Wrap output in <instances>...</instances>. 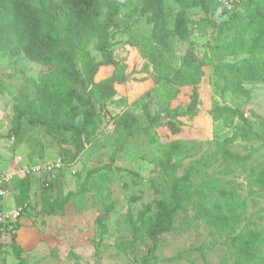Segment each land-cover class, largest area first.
<instances>
[{
    "label": "trees",
    "instance_id": "1",
    "mask_svg": "<svg viewBox=\"0 0 264 264\" xmlns=\"http://www.w3.org/2000/svg\"><path fill=\"white\" fill-rule=\"evenodd\" d=\"M136 1L140 5L138 14L151 29L125 43L128 56L122 60L114 56L113 26L126 0H0V52L12 59L24 56L46 68L33 82L35 96L21 92L14 97L8 134L13 142H21L38 127L48 135H69L71 150H64V155L72 163L83 152L84 142L98 132L106 106H126L134 86L137 95L143 86L149 89L137 98L143 103L142 120L127 111L117 118L116 128L125 141L141 132L155 141V129L160 127L171 135L179 134L184 126L181 119L192 121L198 114V91L205 67L212 69V77L223 93L237 98L251 96L248 86L264 84V0H233L228 6L223 5V0ZM170 2L174 5L168 6ZM196 9L204 14L203 22L216 31L214 45L200 59L189 48L176 64L173 41L190 42L188 12ZM214 16L218 19H211ZM91 43L101 60L96 61L87 49ZM239 57L242 58L235 60ZM103 68L108 70V76L96 81ZM116 85L125 86V97L118 96ZM184 87L191 88L188 103L172 107ZM6 91L0 78V95ZM208 114L213 124L221 122L226 128H234L232 135L208 142L211 154L190 161L186 167L180 162L198 146L197 141L173 140L162 146L158 165L167 189L152 186L154 200L136 214L126 215L132 239L116 244L120 252L132 253L136 243H151L154 249L161 236L202 223L226 248L221 264H263L264 225L252 222L241 228L246 206L239 191L241 185L226 180L238 168L245 174L249 193L264 192V143L257 149L251 145L255 135L252 119L261 117L254 113L246 117L240 109L221 106L214 99ZM238 141L245 144L247 154L233 151ZM256 151L263 152V160L248 168L247 162ZM216 163L223 168L216 170ZM109 172V166L92 169L79 191L55 199L49 192L50 182L46 186L47 182L42 181L44 187L35 196L34 208L47 216H65L70 205L81 210L90 185L99 194L101 212L110 213L114 204L109 188L102 187ZM33 179L26 175L14 183L18 190L15 202L18 207L26 204L24 210L28 208ZM95 225L99 237L108 233L100 217L95 219ZM17 229L14 224L8 230L3 247L8 244L17 264H26L17 244ZM182 256L178 254L175 259Z\"/></svg>",
    "mask_w": 264,
    "mask_h": 264
},
{
    "label": "rangeland",
    "instance_id": "2",
    "mask_svg": "<svg viewBox=\"0 0 264 264\" xmlns=\"http://www.w3.org/2000/svg\"><path fill=\"white\" fill-rule=\"evenodd\" d=\"M172 4L170 2L168 6ZM139 6L136 0H126L125 6L122 7L115 21L112 43L114 56L117 59L127 58L128 52L124 47L126 42L147 34L151 29L145 18L138 14ZM240 6L242 7L243 3ZM169 19L173 20L171 14ZM211 19L218 18L214 16ZM203 20L204 14L200 10L188 12L190 42L183 43L174 39L176 64L189 48L194 50L198 59L210 52L211 46L214 45L216 31ZM87 49L92 52L96 61L101 60L100 55L94 51V43L88 45ZM261 57H264V52ZM203 70L204 77L198 91L201 108L204 109L205 105L211 106L214 99L221 106L227 105L240 109L246 117H252L253 113L260 116L261 119L253 118L251 123L255 132L251 145L257 149L264 143V84L258 82L256 85L248 86L252 92L251 96L237 98L229 92H222L216 79L212 77L210 67H205ZM44 71L46 68L29 61L24 56L12 59L7 53L0 52V78L7 87L6 93L0 95V175L9 168L19 172L25 167L40 165L59 158L63 163L62 169L47 177L51 184L49 192L55 199L64 197L69 192L79 191L85 183L88 172L92 169L109 166L111 172L108 174L107 183H103L102 187L109 188V197L114 208L110 213L101 212L99 194L96 190H92L90 185H88L90 191L82 204V209L79 210L78 206L70 205L67 207L68 214L65 216L41 214L39 218L35 209L28 207L32 211L33 220L30 227L33 229L35 242L29 248L23 249L22 257L26 264H221L226 248L220 244L214 231L202 223H192L185 230H175L161 236L154 249L151 243L142 246L136 243L132 253L124 254L116 248V244L132 239L126 215L129 212L136 214L143 205L154 200L152 186H157L162 191L167 189L158 165L163 145L176 138L197 141L198 146L180 162L186 167L190 161L202 155L209 156L211 147L208 142L216 137L221 140L230 137L234 128H226L221 122L213 124L211 120L204 122L196 118L185 123L178 136H172L165 127H160L155 129V141L142 132L125 141L116 128L117 118L127 111L142 120L143 103L137 98L149 89L143 86L137 95V86H134L126 106L117 107L112 103L106 106L98 132L84 142V150L78 159L68 163L64 150H71L67 143L69 135L65 137L48 135L43 127H38L28 132L19 143L13 142L8 136L12 129L14 97L21 92H28L32 97L35 96L33 82ZM108 74V70L103 68L95 80L99 81ZM189 90V88H183L177 98L172 101V107L184 106ZM244 145L238 141L232 149L239 155H245L248 151L244 150ZM262 160L263 152L256 151L247 162V167H255ZM222 168L223 166L220 167L218 163L215 164L216 170ZM181 171V169L178 170L177 174L179 175ZM103 172L107 170L103 169ZM226 180L235 185H241L239 191L246 205L241 228L252 222L264 225V192L255 190V193H249L245 174L238 168H235L234 174L227 176ZM33 185L35 192H39L44 187L39 179L33 182ZM133 197H139L140 200L134 201ZM97 217H100L107 226L108 233L103 237L97 235L95 225ZM25 233L24 228L19 238L22 239ZM6 247H4L3 264H17L18 261L11 247L8 244ZM178 254H183L181 259H175Z\"/></svg>",
    "mask_w": 264,
    "mask_h": 264
},
{
    "label": "crops",
    "instance_id": "3",
    "mask_svg": "<svg viewBox=\"0 0 264 264\" xmlns=\"http://www.w3.org/2000/svg\"><path fill=\"white\" fill-rule=\"evenodd\" d=\"M184 88L190 89L188 92V97H189V95L191 93V88L190 87H184ZM115 89H116L119 97H125L126 96V89H125L124 85H116ZM182 89L183 88H181V92H182ZM188 101H189V99L187 98V101L185 102V104H187ZM201 107L202 106H199L198 114L194 119L200 118V120H202L204 122H209L211 120V117L209 116L208 111L210 110L211 106L205 105V107L203 106L204 109H202ZM181 121L184 124L189 122L187 119H181ZM181 131H182V129H181ZM178 135L179 134L172 135V136H178ZM174 140H182V139L176 138ZM8 171L15 172L14 168H9L6 172H8ZM19 172H16V173H19ZM14 177L12 178L13 183L11 182L9 187H8V192H7L6 196L0 201V204H1V206L5 212H12L18 208V205L15 202V194L18 193V190L15 188L14 183L17 182V180L24 178V176H22V174L19 173V174H16ZM36 181H37V179L34 178L33 182H36ZM33 182H32V184H33ZM34 188H35V186L33 185L31 187L29 193H28V200H27L28 207H31L33 209H35L34 208L35 196L39 193V192H35L36 190L34 191ZM35 211L37 212L36 209H35ZM31 213H32V211L27 208L26 210L23 211L21 217L15 222V224L18 225V229L16 231V236H17L16 240H17V244L22 248V250L29 248L32 244H34L33 242H35V238H34L35 235L33 234V229L30 227L32 224V220H33ZM40 217H41V214H39V218ZM24 228L26 229V233L22 236V239H21V238H19V234L22 231V229H24ZM6 241H8V234H6L4 236V242H6Z\"/></svg>",
    "mask_w": 264,
    "mask_h": 264
},
{
    "label": "built area",
    "instance_id": "4",
    "mask_svg": "<svg viewBox=\"0 0 264 264\" xmlns=\"http://www.w3.org/2000/svg\"><path fill=\"white\" fill-rule=\"evenodd\" d=\"M231 1L233 0H223V5L228 6ZM62 167V161L59 158H56L52 161L44 162L40 165H34L28 168L25 167L19 173L24 177L26 175H29L35 179H39L40 181H46L47 183L45 185L48 186L47 177H50L53 174L59 172ZM19 173L8 171L0 175V201L6 196L12 178ZM26 207L27 205L24 204L22 207H18L12 212H5L0 204V264H3L4 262V236L7 234L8 230L13 227L15 222L21 217Z\"/></svg>",
    "mask_w": 264,
    "mask_h": 264
}]
</instances>
